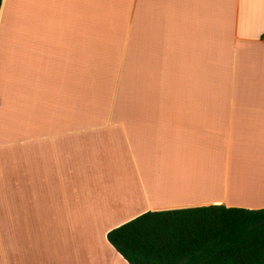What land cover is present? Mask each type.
<instances>
[{
    "label": "crops",
    "instance_id": "1",
    "mask_svg": "<svg viewBox=\"0 0 264 264\" xmlns=\"http://www.w3.org/2000/svg\"><path fill=\"white\" fill-rule=\"evenodd\" d=\"M263 34L264 0H3L0 264H128L107 234L145 213L264 209Z\"/></svg>",
    "mask_w": 264,
    "mask_h": 264
},
{
    "label": "trees",
    "instance_id": "2",
    "mask_svg": "<svg viewBox=\"0 0 264 264\" xmlns=\"http://www.w3.org/2000/svg\"><path fill=\"white\" fill-rule=\"evenodd\" d=\"M107 240L128 264H264V209L148 212L108 232Z\"/></svg>",
    "mask_w": 264,
    "mask_h": 264
},
{
    "label": "rangeland",
    "instance_id": "3",
    "mask_svg": "<svg viewBox=\"0 0 264 264\" xmlns=\"http://www.w3.org/2000/svg\"><path fill=\"white\" fill-rule=\"evenodd\" d=\"M15 12H17V11H15Z\"/></svg>",
    "mask_w": 264,
    "mask_h": 264
}]
</instances>
